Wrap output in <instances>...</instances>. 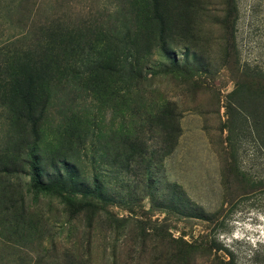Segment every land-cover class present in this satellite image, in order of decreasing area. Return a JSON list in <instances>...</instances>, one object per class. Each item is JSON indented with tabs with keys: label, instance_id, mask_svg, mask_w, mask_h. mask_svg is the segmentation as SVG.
Listing matches in <instances>:
<instances>
[{
	"label": "rangeland",
	"instance_id": "rangeland-1",
	"mask_svg": "<svg viewBox=\"0 0 264 264\" xmlns=\"http://www.w3.org/2000/svg\"><path fill=\"white\" fill-rule=\"evenodd\" d=\"M258 243L264 0H0V264H264Z\"/></svg>",
	"mask_w": 264,
	"mask_h": 264
},
{
	"label": "trees",
	"instance_id": "trees-1",
	"mask_svg": "<svg viewBox=\"0 0 264 264\" xmlns=\"http://www.w3.org/2000/svg\"><path fill=\"white\" fill-rule=\"evenodd\" d=\"M23 35H24V30L20 29V30L14 31L11 38L16 40V38L23 37ZM31 126H32L31 127L32 132L36 133L35 120L31 122ZM31 183L35 190H48V187H49L47 183L41 182L38 178L37 180L33 179ZM249 250L250 251L248 255H249L250 260L253 258H257L259 256H264V248H261L260 243H258L256 246H252V248ZM231 262L232 261L228 259L225 261V264H231Z\"/></svg>",
	"mask_w": 264,
	"mask_h": 264
}]
</instances>
